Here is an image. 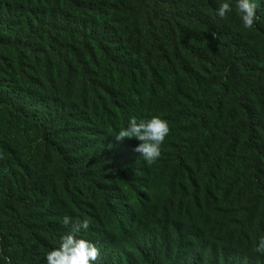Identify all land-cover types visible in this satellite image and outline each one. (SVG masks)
I'll return each instance as SVG.
<instances>
[{
  "label": "trees",
  "instance_id": "obj_1",
  "mask_svg": "<svg viewBox=\"0 0 264 264\" xmlns=\"http://www.w3.org/2000/svg\"><path fill=\"white\" fill-rule=\"evenodd\" d=\"M221 2L0 0V264L64 216L94 264H264V0L251 29ZM153 115L147 163L115 136Z\"/></svg>",
  "mask_w": 264,
  "mask_h": 264
},
{
  "label": "clouds",
  "instance_id": "obj_2",
  "mask_svg": "<svg viewBox=\"0 0 264 264\" xmlns=\"http://www.w3.org/2000/svg\"><path fill=\"white\" fill-rule=\"evenodd\" d=\"M257 4L253 0H237L236 12L240 16L245 29H251L256 15ZM232 11L229 0H223L217 9L216 15L225 18ZM215 37V34H213ZM168 122L160 116L153 115L148 119H137L131 117L126 128H122L115 136L117 141L125 138H135L140 143L134 148L147 163H153L161 155V145L169 134ZM63 225L68 228V232L60 238L59 246L51 249L45 254L47 264H94L99 259V248L83 239L78 238L81 230H87L89 221L75 220L71 217L62 218ZM256 253L264 255V237H261L254 248ZM7 264H11L10 260Z\"/></svg>",
  "mask_w": 264,
  "mask_h": 264
}]
</instances>
